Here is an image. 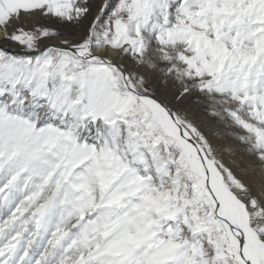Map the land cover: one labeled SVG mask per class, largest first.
Segmentation results:
<instances>
[{"label":"snow or ice","instance_id":"snow-or-ice-1","mask_svg":"<svg viewBox=\"0 0 264 264\" xmlns=\"http://www.w3.org/2000/svg\"><path fill=\"white\" fill-rule=\"evenodd\" d=\"M0 264H264V0H0Z\"/></svg>","mask_w":264,"mask_h":264}]
</instances>
